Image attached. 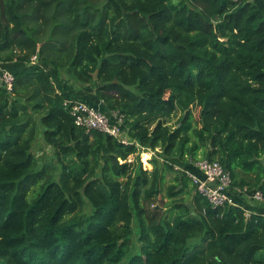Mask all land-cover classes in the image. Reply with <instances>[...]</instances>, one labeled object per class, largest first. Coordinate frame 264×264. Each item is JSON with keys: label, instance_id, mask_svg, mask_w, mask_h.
I'll list each match as a JSON object with an SVG mask.
<instances>
[{"label": "trees", "instance_id": "obj_1", "mask_svg": "<svg viewBox=\"0 0 264 264\" xmlns=\"http://www.w3.org/2000/svg\"><path fill=\"white\" fill-rule=\"evenodd\" d=\"M0 70V264H264V216L174 170L217 161L264 196V0H0ZM69 100L122 114L130 144Z\"/></svg>", "mask_w": 264, "mask_h": 264}, {"label": "built area", "instance_id": "obj_2", "mask_svg": "<svg viewBox=\"0 0 264 264\" xmlns=\"http://www.w3.org/2000/svg\"><path fill=\"white\" fill-rule=\"evenodd\" d=\"M13 80V75L10 72L0 70V88L10 92ZM65 103L68 105L69 113L77 127L86 131H98L116 138L123 144H130L120 128L123 122L122 114L113 112L106 115L95 107L79 100H69ZM191 165L198 172L197 174L181 167L175 166L174 168L175 171L182 170L183 174L194 185L196 193L205 198L212 207H222L226 204L234 205L229 196L232 184L231 175L223 165L207 160L197 161ZM250 199L255 202H264V196L260 191L252 193Z\"/></svg>", "mask_w": 264, "mask_h": 264}, {"label": "rangeland", "instance_id": "obj_3", "mask_svg": "<svg viewBox=\"0 0 264 264\" xmlns=\"http://www.w3.org/2000/svg\"><path fill=\"white\" fill-rule=\"evenodd\" d=\"M67 91V89L65 90V92ZM58 92H61L60 90H58ZM181 113L180 112H176L170 119H169V125L171 127H175L177 124V120L180 118ZM191 124L194 127H199V109L197 107L192 109V119H191ZM40 139L36 142L37 144L34 145V152L37 158H40L44 163H50V164H54L55 160L53 159L52 156V151L49 147H47L44 142L41 140V132L38 136ZM158 153L159 151L156 150L155 152H145V153H141L140 155V162H141V166L144 170H151L152 169V165H151V159L153 156L158 157ZM198 157L200 158L201 156L198 155ZM204 159L197 160V161H202ZM197 161L192 162V164L196 163ZM217 162V161H215ZM219 163V162H218ZM177 167H179V165H176ZM175 170V168H174ZM168 175L165 178V182H164V187H163V193L161 194V197H164L165 192H166V187L168 185H170L173 180L174 174L171 173H167ZM261 192V191H260ZM262 194V192H261ZM247 213V212H246Z\"/></svg>", "mask_w": 264, "mask_h": 264}, {"label": "crops", "instance_id": "obj_4", "mask_svg": "<svg viewBox=\"0 0 264 264\" xmlns=\"http://www.w3.org/2000/svg\"><path fill=\"white\" fill-rule=\"evenodd\" d=\"M13 69V68H12ZM91 98V96H90ZM101 105L98 104L97 107ZM194 169V168H193ZM230 198L234 201V204L238 205L245 210L247 213H254L264 216V203H257L249 198V194L246 192H240L239 188L232 189L230 191ZM237 199L240 201L238 202Z\"/></svg>", "mask_w": 264, "mask_h": 264}, {"label": "water", "instance_id": "obj_5", "mask_svg": "<svg viewBox=\"0 0 264 264\" xmlns=\"http://www.w3.org/2000/svg\"><path fill=\"white\" fill-rule=\"evenodd\" d=\"M94 77H95V74H94Z\"/></svg>", "mask_w": 264, "mask_h": 264}]
</instances>
